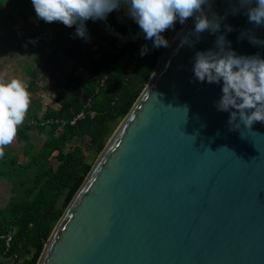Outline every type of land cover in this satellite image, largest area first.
Instances as JSON below:
<instances>
[{
    "label": "water",
    "instance_id": "1",
    "mask_svg": "<svg viewBox=\"0 0 264 264\" xmlns=\"http://www.w3.org/2000/svg\"><path fill=\"white\" fill-rule=\"evenodd\" d=\"M232 6L211 0L220 32L191 36V45L180 41L194 18L176 21L37 264H264V123L233 130L234 109L214 106L223 82L196 81L192 71L195 53L214 49L221 34L237 55L264 59V45L249 42L264 40V25Z\"/></svg>",
    "mask_w": 264,
    "mask_h": 264
},
{
    "label": "trees",
    "instance_id": "2",
    "mask_svg": "<svg viewBox=\"0 0 264 264\" xmlns=\"http://www.w3.org/2000/svg\"><path fill=\"white\" fill-rule=\"evenodd\" d=\"M107 19L106 32L112 33V38L105 40L106 35H101L94 40L97 57L90 50L101 20L85 22L90 37L87 42L75 37V26L65 27L60 22L57 30H40L31 36L35 47L49 49L42 66L52 64L59 55L78 54L90 71L85 80L71 73L67 81L55 83L60 87L54 95L57 108L48 107L40 119L30 111L33 124L28 121L17 131L25 143L26 163L5 147L0 179L13 182L14 194L0 208V264H37L45 241L95 165L97 155L106 148L159 64L163 46L154 48L152 41L145 40L134 20L128 16L118 27L113 16ZM170 31L162 33L165 39ZM145 45L147 54L141 55ZM38 69L30 71L34 79L25 84L32 93L38 89ZM81 113L85 116L78 118ZM32 128L45 136L36 152L28 133ZM77 139L85 144L68 149ZM52 156L58 162L55 167L50 163Z\"/></svg>",
    "mask_w": 264,
    "mask_h": 264
},
{
    "label": "clouds",
    "instance_id": "3",
    "mask_svg": "<svg viewBox=\"0 0 264 264\" xmlns=\"http://www.w3.org/2000/svg\"><path fill=\"white\" fill-rule=\"evenodd\" d=\"M239 8L231 7L236 14L245 9L248 21L256 26L264 25V0H236ZM37 19L45 23L60 22L65 27L75 26V37L90 40L85 22L106 20L114 10L127 6V15L135 21L145 40L152 41L154 48L168 47L162 33L172 29L178 20L181 25L194 18V29L185 35L180 46L191 45V36L220 32L221 19L211 11V0H31ZM227 32L231 26L225 25ZM245 35L241 33L242 38ZM253 45H264V40L249 37ZM142 46L141 55L147 54ZM196 81L222 83V95L214 106L230 113L228 123L233 130L241 124L251 128L254 122L264 123V59L259 54L240 56L231 50L225 35L217 36L214 49L197 51L193 57ZM193 82V81H190ZM30 106L27 86L19 79L0 80V158L5 147L16 137L17 128L24 122ZM187 112V107L184 108Z\"/></svg>",
    "mask_w": 264,
    "mask_h": 264
},
{
    "label": "rangeland",
    "instance_id": "4",
    "mask_svg": "<svg viewBox=\"0 0 264 264\" xmlns=\"http://www.w3.org/2000/svg\"><path fill=\"white\" fill-rule=\"evenodd\" d=\"M6 6H8V9H5ZM0 10V79L8 81L13 79L10 71L11 68H14L15 64H20L21 67L26 66V64H30V66L33 68L35 64H41L43 58L49 53L48 48H37L34 46L33 39L31 37L32 31L38 30L39 25V29L43 32H45L46 29H50L49 31L52 32L54 30H57V28L60 27V24L59 22L45 23L43 20L37 19V17H32L31 21H29L28 19L30 18H28V15H33L34 13L31 0H0ZM8 13L10 15H8ZM19 14L24 16L30 24L29 29L21 35H17L15 32L13 34L12 31L14 25L16 26V31H21V29L26 24L25 22H23L24 20L22 21V16ZM108 16H113L117 26L121 27L122 22L125 21V19L128 17L127 6L124 5L120 9L112 11L107 15V18ZM107 18L106 20H103V23L98 26V36L95 37L91 42L92 49L90 51L95 52L96 57L99 54L97 53V47L94 45V40H99L101 35H106L105 40H110L112 38V33L106 32V29L108 27ZM4 32L7 33V35H2V33ZM48 40H50V37H48L46 41ZM11 41L13 43H11ZM104 44L106 45L107 42L105 41ZM54 64H56V67H54ZM83 64V59L78 54H74L68 57L59 55V57L50 65V70L47 73L48 83L42 86H38V91L36 93L30 92V95H32L30 96V109L33 112L35 110L37 119H40L44 115L48 107H58V104L55 102L54 95L55 92L60 89V87L56 86V82L67 81L71 73L80 75L83 80H85V78L88 76L90 68L83 66ZM21 75H23V70L18 69L17 79L26 84L22 78H19ZM28 121L33 124V120L31 121V117L29 115V109L22 124H25ZM21 125L18 126L17 131ZM28 133L31 136V142L35 144L33 152H36L43 145L45 136L38 133L35 128H32ZM24 144L25 143L22 142L16 134L15 139L10 145H8V147L13 152L18 153L20 155V160L26 163L28 161V156H26L24 153ZM77 144L84 145L85 141L77 139L68 146V149L74 147ZM101 153L97 155L96 162ZM50 163L54 167L57 166L58 162L55 159V156H52L50 158ZM13 194V182L0 179V208H4L10 202Z\"/></svg>",
    "mask_w": 264,
    "mask_h": 264
},
{
    "label": "crops",
    "instance_id": "5",
    "mask_svg": "<svg viewBox=\"0 0 264 264\" xmlns=\"http://www.w3.org/2000/svg\"><path fill=\"white\" fill-rule=\"evenodd\" d=\"M5 9H8V6H6L5 7ZM0 13H1V10H0ZM8 15H10L9 13H8ZM19 15H21V14H19ZM22 16V15H21ZM20 16V17H21ZM32 17L33 18H35L36 17V15H35V12L33 13V15H31V14H29L28 15V18H30V19H28L29 21H31V19H32ZM19 18V17H18ZM22 18V21L23 22H25L26 24H25V26L21 29V31H16V26L14 25V28H12V31H13V34H14V32L17 34V35H21V34H23V33H25L26 32V30H28L29 29V21L27 20V19H25V17L24 16H22L21 17ZM16 19V18H15ZM0 20H1V16H0ZM16 21V20H15ZM54 23H56V22H54ZM52 28V27H51ZM40 31V29H39V25H38V30H33L32 31V34H31V36L34 34V33H37V32H39ZM8 34H9V32H8ZM2 35H7V33H2ZM11 43H13L12 41H11ZM29 53V52H28ZM27 54V53H26ZM51 65V64H50ZM50 65H46V66H42L41 64H35V68H38L39 67V69H38V73H37V76H36V80H35V85L36 86H42V85H45V84H47L48 82H47V73L49 72V70H50ZM32 68L31 66H30V64H26V66H24V67H21L20 66V64H15V66H14V68L12 69L11 68V74H12V78H15V79H17L18 77H17V70L18 69H22L23 70V75H21L19 78H22L23 79V81L26 83V84H29V82L31 81V80H33L34 78L30 75V71L32 72V70H35V68ZM42 67V68H41ZM54 67H56V64H54ZM7 72H8V70H7ZM45 76V77H44ZM1 80V79H0ZM56 83H59V82H56ZM40 90V89H39ZM38 91V89L36 90V92ZM28 92H29V94H30V92H31V90H28ZM36 92H34V93H36ZM40 92V91H39ZM32 93V92H31ZM30 96H32V95H30ZM31 98V97H30ZM30 111H31V109H30V106H29V115L30 116H32L31 115V113H30ZM34 112H35V110H34ZM36 116V115H35Z\"/></svg>",
    "mask_w": 264,
    "mask_h": 264
},
{
    "label": "bare ground",
    "instance_id": "6",
    "mask_svg": "<svg viewBox=\"0 0 264 264\" xmlns=\"http://www.w3.org/2000/svg\"><path fill=\"white\" fill-rule=\"evenodd\" d=\"M184 31V29H181L177 32L176 36H175V39H174V43L173 45L175 44V42L178 40V38L180 37V35L182 34V32ZM154 78V76L152 77V79ZM151 79V81H152Z\"/></svg>",
    "mask_w": 264,
    "mask_h": 264
},
{
    "label": "built area",
    "instance_id": "7",
    "mask_svg": "<svg viewBox=\"0 0 264 264\" xmlns=\"http://www.w3.org/2000/svg\"><path fill=\"white\" fill-rule=\"evenodd\" d=\"M85 116V114L84 113H81L79 116H78V118H82V117H84ZM76 121V119L73 121V123ZM9 240H10V238H9ZM8 240V241H9Z\"/></svg>",
    "mask_w": 264,
    "mask_h": 264
}]
</instances>
